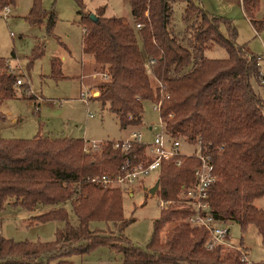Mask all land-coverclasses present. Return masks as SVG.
Wrapping results in <instances>:
<instances>
[{"label": "trees", "instance_id": "1", "mask_svg": "<svg viewBox=\"0 0 264 264\" xmlns=\"http://www.w3.org/2000/svg\"><path fill=\"white\" fill-rule=\"evenodd\" d=\"M76 1L84 51L92 53L107 74L98 82L96 98L109 103L121 127L143 123L146 100L160 102L164 128L171 137L210 143L216 174L209 197L214 216L235 220L244 229L253 223L264 239V204L256 203L264 198V97L252 79L264 83L256 55L238 44L233 21L209 12L197 0H187L183 19L193 20V26L188 25L189 33L180 36L172 27V0H130L133 17L142 16V28L124 16L105 15L104 7L92 12L83 8V0ZM260 2L242 1L257 30L264 29V12L257 16ZM14 3L0 0V10ZM42 14L43 0H33L27 19L38 23ZM55 22L53 12L49 31ZM213 45L224 47L227 55L207 56L206 50ZM44 50L43 42L35 44L28 69ZM61 64L53 59V76H63ZM11 68L9 59L0 56V119L6 118L2 102L17 95L18 85L28 86L17 84L19 76ZM83 138L41 132L31 138L0 137V209L8 203L32 211L44 205L46 210L34 215L35 220L65 222L51 241H18L0 231V264H73L68 256L100 244L122 253L124 264H247L238 253H225L223 244L208 249L209 229L185 220L190 211L182 207L180 195L183 185L195 182L200 160L193 155L181 156V164L175 163L176 157L162 160L157 190L161 198L176 203L161 208L146 247L126 236L101 234L92 221L119 222L123 229L134 218L124 217L122 187L91 178L120 171L128 160L131 165L145 162L146 145L133 141L124 150L107 141L100 151L86 152ZM219 145H224L221 151ZM68 201L77 221L65 206ZM170 221L179 223L163 237L162 229ZM253 264H264V260Z\"/></svg>", "mask_w": 264, "mask_h": 264}, {"label": "rangeland", "instance_id": "2", "mask_svg": "<svg viewBox=\"0 0 264 264\" xmlns=\"http://www.w3.org/2000/svg\"><path fill=\"white\" fill-rule=\"evenodd\" d=\"M197 1L209 12L229 17L233 21L238 31V44L255 55L264 53V29L257 30L253 26L241 0ZM260 1L258 17L264 12V0ZM187 2L172 0L171 3L172 27L180 36L189 33L186 30L188 25L193 26V20L185 22L183 19ZM32 4L33 0H15L14 4L5 5L10 8L8 16L3 14L5 6L0 10V56L8 58L11 69L22 78L23 83L28 84L27 88L26 85H18L17 95L3 102L2 110L6 113V118L0 119V137L31 138L39 132L50 137H86L106 141L124 137L134 126L122 129L116 113L110 110L109 103L96 98L99 94L98 82L105 75L96 68L94 55L84 53L83 24L78 2L43 0V14L38 23H31L26 17ZM101 7H104L107 16H125L134 22L130 0H83L85 10L96 12ZM53 12L56 22L49 31L48 20ZM222 30L228 33L225 24L222 25ZM38 42L45 44L44 53L28 69V57ZM205 54L210 57H225L227 51L222 46L213 45ZM54 58L62 63V77L52 74ZM252 84L264 97V85L256 78L252 79ZM85 95H89V98ZM143 120L137 128L143 132V138L150 141L154 132L160 130V111L155 108L153 100L144 102ZM150 125H153V130ZM181 142L184 153L195 152V143L185 139H181ZM159 172V169H153L141 173L133 185V192L123 189L124 217L134 218L123 229H120L119 222L103 220L92 221V227L97 228L101 234L126 236L134 244L146 247L153 233L154 220L162 208L159 190L156 193L150 190L158 179ZM256 203L264 204V198H258ZM65 206L77 221L70 202H66ZM44 210V205H38L32 211L21 205L8 203L0 209L2 234L18 241L54 240L57 229L63 227L65 222L38 221L33 218ZM176 223L179 221L166 223L162 236ZM222 223L230 228V243L245 246L247 250L249 247L248 255L252 260H264V239L255 224L251 223L244 229L235 220ZM68 258L73 264H124L122 253L109 244L97 245L85 253H74Z\"/></svg>", "mask_w": 264, "mask_h": 264}, {"label": "built area", "instance_id": "3", "mask_svg": "<svg viewBox=\"0 0 264 264\" xmlns=\"http://www.w3.org/2000/svg\"><path fill=\"white\" fill-rule=\"evenodd\" d=\"M9 11V6H5L3 10L4 16H8ZM133 20L137 28L143 27L144 23L142 22L141 15L134 16ZM256 57L260 66V79L264 83V53L258 54ZM102 74L105 75V78L107 77L105 72H102ZM20 83H23L21 77L17 79V84ZM85 97L89 98V95H85ZM155 108L160 111V102L155 103ZM90 115L93 114L90 113ZM159 126L160 130L154 132L150 141H146L143 138V132L136 126H134V129L127 133L124 137L112 140L114 147H121L124 150L129 149L133 141L145 143V162H139L135 165H131V162L128 160L127 163L122 165V169L120 171L112 173L104 172L93 176L91 180L112 186H120L123 189L133 192V185L137 177L141 173H146L153 169H159L163 159L176 157L175 163L181 164V156H196L200 161L194 170L195 182L190 185H183V191L180 195L183 201L182 207L187 208L190 211V215L185 220L191 226H205L209 229V235L205 242V246L208 249H214L217 245L223 244L224 252L238 253L242 261L247 264H253L254 260L249 257L247 247L230 243V228L223 224V221L217 219L213 214V208L209 197L210 188L216 180V174L214 156L210 143L203 141L202 139L191 140L182 137H171L164 128V121L161 114ZM128 127H122V129H127ZM153 128V125H150V129L153 130ZM181 139H185L190 143H195L197 145L195 152L184 153L181 150ZM106 142V140L84 137L83 150L86 152L100 151ZM223 148L224 145L218 146L219 151ZM174 202V199L161 198L160 205L162 207H167L169 204H173Z\"/></svg>", "mask_w": 264, "mask_h": 264}, {"label": "crops", "instance_id": "4", "mask_svg": "<svg viewBox=\"0 0 264 264\" xmlns=\"http://www.w3.org/2000/svg\"><path fill=\"white\" fill-rule=\"evenodd\" d=\"M125 17V16H124ZM127 18V17H126ZM128 19V18H127ZM129 20V19H128ZM129 21H131V20H129ZM83 49H84V44H83ZM84 53L85 54H88L87 52H85L84 51ZM16 55V54H15ZM9 63H10V61H9ZM96 68H98V69H100L101 71H103L104 69L101 67V65H100V63H98L97 61H96ZM4 102V101H3ZM3 102H2V104H1V108H2V105H3ZM138 126V125H137ZM136 126V127H137ZM0 231H1V227H0ZM248 250H249V247H248Z\"/></svg>", "mask_w": 264, "mask_h": 264}, {"label": "water", "instance_id": "5", "mask_svg": "<svg viewBox=\"0 0 264 264\" xmlns=\"http://www.w3.org/2000/svg\"><path fill=\"white\" fill-rule=\"evenodd\" d=\"M92 16H94V13H92ZM158 187H159V180H156L155 184L150 188L151 192L156 193Z\"/></svg>", "mask_w": 264, "mask_h": 264}]
</instances>
